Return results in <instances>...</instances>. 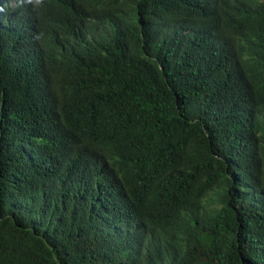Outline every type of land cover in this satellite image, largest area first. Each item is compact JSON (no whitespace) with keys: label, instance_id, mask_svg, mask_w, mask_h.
Segmentation results:
<instances>
[{"label":"trees","instance_id":"16d2710c","mask_svg":"<svg viewBox=\"0 0 264 264\" xmlns=\"http://www.w3.org/2000/svg\"><path fill=\"white\" fill-rule=\"evenodd\" d=\"M0 264H264V0H0Z\"/></svg>","mask_w":264,"mask_h":264}]
</instances>
